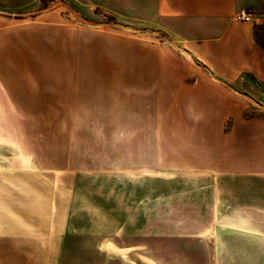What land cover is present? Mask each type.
Listing matches in <instances>:
<instances>
[{
    "label": "rangeland",
    "instance_id": "374dc122",
    "mask_svg": "<svg viewBox=\"0 0 264 264\" xmlns=\"http://www.w3.org/2000/svg\"><path fill=\"white\" fill-rule=\"evenodd\" d=\"M154 3L37 0L14 12L0 10V25L27 24L45 15L88 32L84 35L93 42L83 38L80 47L52 41L50 57L33 62L46 76L30 85L38 90L45 80V103L4 110L0 264H217V254L198 248L178 252L180 245L171 239L172 232H186V222L170 219L178 191L171 184L177 174L168 171L175 142L163 138L175 129L126 120L122 93L101 86L92 92L66 75L72 69L121 68L120 38L162 43L185 55L162 32L146 27ZM108 52L115 61H107ZM4 67L10 69L8 63ZM138 198L146 200L140 210L131 203Z\"/></svg>",
    "mask_w": 264,
    "mask_h": 264
},
{
    "label": "crops",
    "instance_id": "0c3cea01",
    "mask_svg": "<svg viewBox=\"0 0 264 264\" xmlns=\"http://www.w3.org/2000/svg\"><path fill=\"white\" fill-rule=\"evenodd\" d=\"M36 1L0 0V10L14 12ZM240 9L252 12L251 22L233 20ZM263 11L264 0H155L146 27L162 32L186 55L162 43L120 38L121 68L66 74L92 92L101 86L122 93L124 119L175 129L163 138L175 142L168 171L177 174L171 184L178 191L170 219L186 222V232H172L171 239L180 245L178 252L217 254V264H264ZM85 33L45 15L0 25V126L5 109L45 103V80L38 90L30 85L46 76L33 62L50 57V43L70 40L81 47L84 38L92 44ZM115 39L106 42L113 45ZM106 59L116 60L111 52ZM19 83V91L10 86ZM145 201L131 203L140 210Z\"/></svg>",
    "mask_w": 264,
    "mask_h": 264
},
{
    "label": "built area",
    "instance_id": "2783aa9c",
    "mask_svg": "<svg viewBox=\"0 0 264 264\" xmlns=\"http://www.w3.org/2000/svg\"><path fill=\"white\" fill-rule=\"evenodd\" d=\"M262 18H264V11L262 14ZM253 19V14L248 9H240L233 15V20L237 22L249 23Z\"/></svg>",
    "mask_w": 264,
    "mask_h": 264
},
{
    "label": "water",
    "instance_id": "95a60500",
    "mask_svg": "<svg viewBox=\"0 0 264 264\" xmlns=\"http://www.w3.org/2000/svg\"><path fill=\"white\" fill-rule=\"evenodd\" d=\"M138 33V31H136Z\"/></svg>",
    "mask_w": 264,
    "mask_h": 264
},
{
    "label": "bare ground",
    "instance_id": "6f19581e",
    "mask_svg": "<svg viewBox=\"0 0 264 264\" xmlns=\"http://www.w3.org/2000/svg\"><path fill=\"white\" fill-rule=\"evenodd\" d=\"M186 55V54H185Z\"/></svg>",
    "mask_w": 264,
    "mask_h": 264
}]
</instances>
